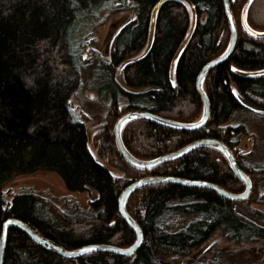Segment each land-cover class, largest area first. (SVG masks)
Here are the masks:
<instances>
[{
  "label": "trees",
  "instance_id": "obj_1",
  "mask_svg": "<svg viewBox=\"0 0 264 264\" xmlns=\"http://www.w3.org/2000/svg\"><path fill=\"white\" fill-rule=\"evenodd\" d=\"M126 1L0 0V235L4 221L15 217L66 249L88 244L125 248L136 234L121 216L118 199L133 179L172 175L213 182L234 193L245 190L227 156L213 146L150 168L131 165L119 152L114 123L127 111L148 110L181 122L199 119L203 101L196 77L230 39L223 0H163L153 21L159 0ZM229 2L238 38L230 57L204 79L211 108L207 122L196 129H176L138 118L123 126L122 139L133 155L151 159L199 138H217L249 175V196L230 199L204 186L149 183L126 201L143 232L134 253L98 250L65 257L10 227L3 264H162L165 256L188 257L218 230L229 242L264 240V211L255 206L264 205V158L258 156L257 136L254 149L238 150L242 135L249 134L239 118L264 123V114L256 111L264 112V76L240 72L264 68V37L248 33L241 22L248 4V23L264 30V0ZM131 8L135 18L114 33L108 60L91 58L97 66L90 85L108 99L93 137L101 161L90 149L88 114L71 104L82 84L81 66L88 62L81 54L83 32H93L111 13ZM193 13V33L174 60ZM119 66L120 80L115 74ZM110 165L121 173L115 175ZM37 171L55 172L70 191L95 190L97 195L84 211L77 201L63 209L31 190L7 197L9 181ZM261 252L255 259L219 250L192 264H264V247Z\"/></svg>",
  "mask_w": 264,
  "mask_h": 264
},
{
  "label": "water",
  "instance_id": "obj_2",
  "mask_svg": "<svg viewBox=\"0 0 264 264\" xmlns=\"http://www.w3.org/2000/svg\"><path fill=\"white\" fill-rule=\"evenodd\" d=\"M162 2L163 0H159V2L154 7L152 11V21L154 20L157 9L159 8ZM223 3H224V8H225V14H226V17L230 25V39H229L226 49L219 56L208 61L201 68V70L199 71L196 77V89L199 92L202 98V101H203V113L201 117L198 120L193 121V122H181V121H176L173 119L163 117L161 115H158L148 110H131V111H127L123 113L122 115H120L115 121L114 137H115L117 148L119 152L121 153V155L125 158V160L131 165L135 167H139V168H150V167L157 166L166 161L175 160L177 158L184 156L185 154H188L189 152H191L192 150L198 147H203V146L216 147L220 149L227 156L232 170L244 182L246 186L245 190L240 193H234V192L224 189L220 185L213 183V182H209L205 180L181 178V177H176L172 175H152V176L142 177L139 179H133L123 188L119 196V212L121 216L124 218V220L128 223V225L134 230L136 234V241L131 246L122 248V247L109 245V244H88V245H84V246H81L75 249H66L63 246L59 245L58 243L38 234L31 226H29L23 220L19 218L11 217L4 221L3 229L0 235V264H3L4 262L8 230L10 227H16L18 229H21L35 242L42 244L46 246L47 248H49L50 250L55 251L65 257H77L80 255L86 254L88 252L98 251V250L118 252L122 254L134 253L143 240V232L141 230L140 225L137 223V221L128 213L126 209V201L128 197L134 191H136L141 186H144L149 183L171 181V182H176V183L185 184V185L204 186V187L212 188L216 190L218 193H220L221 195L227 198H230V199H241V198L244 199L248 197V195L251 192V188H252V181L249 175L245 173L243 169L239 166L232 149L226 143H224L223 141L217 138H213V137L199 138L175 151L165 153L163 155H160L158 157H154L151 159H141L133 155L127 149L122 139L123 126L129 121L135 120L138 118L149 119L157 123H160V124H163L169 127H173L176 129H196V128L203 126L207 122V120L210 117L211 108H210L209 97L207 96L204 90V79L206 77V74L213 67L226 61L230 57L232 51L234 50L236 46L237 38H238L237 24H236L235 17L233 15V11L231 9L230 2L229 0H223ZM247 12H248V4H246L243 7L242 13H241V22H242L244 29L248 33L256 37L263 38L264 30L255 29L248 23ZM194 25H195V15L192 18L188 34L185 37L182 44L180 45L177 51V54L174 57V60L178 56L179 52L186 46L187 42L189 41L193 33ZM240 72L246 75L252 76V77L264 76V68L260 70H255V71H240ZM88 136H89V142H90V137H91L90 133H88Z\"/></svg>",
  "mask_w": 264,
  "mask_h": 264
},
{
  "label": "rangeland",
  "instance_id": "obj_3",
  "mask_svg": "<svg viewBox=\"0 0 264 264\" xmlns=\"http://www.w3.org/2000/svg\"><path fill=\"white\" fill-rule=\"evenodd\" d=\"M127 5H133L132 1H126ZM194 16V15H193ZM135 18L134 9L117 10L111 13L102 23L97 24L93 32H89L91 28L83 32L86 36L81 54L88 60L81 66L80 78L82 81L81 87L71 98V104L76 112L87 113L89 118L87 120L88 133L91 134L90 149L94 156L100 159L97 154L96 146L93 143L94 134L97 132L98 127L102 121L104 114V107L107 103V97H99L96 88L90 85V80L93 76V71L96 68V62L93 61L95 56H101L103 59L108 60V54L110 52L111 44L114 39V33L116 30L124 24L126 21L133 20ZM82 39V38H81ZM80 46V45H79ZM93 61V62H92ZM116 77L120 80L121 68L116 69ZM98 74H96L97 76ZM103 94H101L102 96ZM260 115L264 114L260 110H256ZM246 122L249 134H244L241 137L238 150L241 152L251 151L255 148V137L257 136L256 149L259 150V157L264 158V123L257 121L250 122L248 119L239 118ZM256 158H259V157ZM101 160V159H100ZM102 161V160H101ZM115 175H119L121 170L112 165L109 166ZM7 197L11 198L14 193L24 190H31L35 193L41 194L45 198L54 202L61 208H66L68 204L78 203L79 209L83 210L89 207L90 199L97 195L95 190L80 192L68 190L62 179L53 171H37L29 174H23L16 176L9 181L4 188ZM249 196V195H248ZM264 211V205L255 204ZM264 247V240L258 241H244L241 243L229 242L224 239L221 230L216 231L204 244H202L197 250H195L188 257L178 256H165L161 260L162 264H185L193 263L200 259L202 255H211L216 251H224L225 254L236 253L237 256L245 257L248 253L253 258H260L262 256L261 248ZM189 263V264H190Z\"/></svg>",
  "mask_w": 264,
  "mask_h": 264
},
{
  "label": "bare ground",
  "instance_id": "obj_4",
  "mask_svg": "<svg viewBox=\"0 0 264 264\" xmlns=\"http://www.w3.org/2000/svg\"><path fill=\"white\" fill-rule=\"evenodd\" d=\"M120 196V195H119ZM118 203H119V199H118Z\"/></svg>",
  "mask_w": 264,
  "mask_h": 264
},
{
  "label": "snow or ice",
  "instance_id": "obj_5",
  "mask_svg": "<svg viewBox=\"0 0 264 264\" xmlns=\"http://www.w3.org/2000/svg\"><path fill=\"white\" fill-rule=\"evenodd\" d=\"M94 247V246H93Z\"/></svg>",
  "mask_w": 264,
  "mask_h": 264
}]
</instances>
